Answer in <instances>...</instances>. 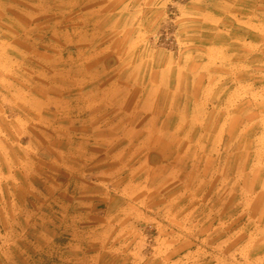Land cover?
Listing matches in <instances>:
<instances>
[{"label": "rangeland", "instance_id": "obj_1", "mask_svg": "<svg viewBox=\"0 0 264 264\" xmlns=\"http://www.w3.org/2000/svg\"><path fill=\"white\" fill-rule=\"evenodd\" d=\"M0 264H264V0H0Z\"/></svg>", "mask_w": 264, "mask_h": 264}]
</instances>
